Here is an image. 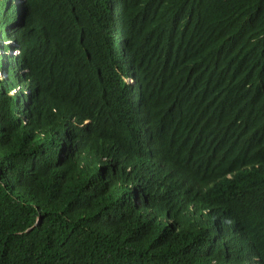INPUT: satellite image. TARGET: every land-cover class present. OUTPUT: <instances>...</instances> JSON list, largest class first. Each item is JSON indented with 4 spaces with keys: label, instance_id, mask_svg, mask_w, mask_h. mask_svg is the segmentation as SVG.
I'll use <instances>...</instances> for the list:
<instances>
[{
    "label": "trees",
    "instance_id": "obj_1",
    "mask_svg": "<svg viewBox=\"0 0 264 264\" xmlns=\"http://www.w3.org/2000/svg\"><path fill=\"white\" fill-rule=\"evenodd\" d=\"M252 263L264 0H0V264Z\"/></svg>",
    "mask_w": 264,
    "mask_h": 264
},
{
    "label": "clouds",
    "instance_id": "obj_2",
    "mask_svg": "<svg viewBox=\"0 0 264 264\" xmlns=\"http://www.w3.org/2000/svg\"><path fill=\"white\" fill-rule=\"evenodd\" d=\"M22 1H23V0H16V3L19 4V5H21V2H22ZM18 50H19V52H20V49H18ZM132 69H133V71H134V69H136V71H137V66H136V65L133 66ZM23 70H25V71L27 70V72H28V69H23ZM24 74H27V73H24ZM136 78H138V71H137V76H136V77L128 78V81H129L130 83H132L133 85H135L136 82H137ZM252 264H257V263H252Z\"/></svg>",
    "mask_w": 264,
    "mask_h": 264
},
{
    "label": "rangeland",
    "instance_id": "obj_3",
    "mask_svg": "<svg viewBox=\"0 0 264 264\" xmlns=\"http://www.w3.org/2000/svg\"><path fill=\"white\" fill-rule=\"evenodd\" d=\"M16 54H19V50H18V49L16 50ZM23 73H27V70H26V71L23 70ZM26 89H27V91L29 92V90H28V85H27V88H26ZM28 102H29V100H28Z\"/></svg>",
    "mask_w": 264,
    "mask_h": 264
},
{
    "label": "bare ground",
    "instance_id": "obj_4",
    "mask_svg": "<svg viewBox=\"0 0 264 264\" xmlns=\"http://www.w3.org/2000/svg\"><path fill=\"white\" fill-rule=\"evenodd\" d=\"M144 105V104H143ZM145 106V105H144ZM144 108V107H143ZM147 110V109H146ZM145 113V112H144ZM191 211V210H190ZM198 211V210H197Z\"/></svg>",
    "mask_w": 264,
    "mask_h": 264
}]
</instances>
